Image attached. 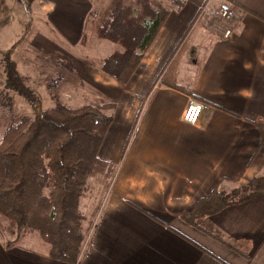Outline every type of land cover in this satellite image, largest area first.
<instances>
[{
  "label": "crops",
  "instance_id": "obj_1",
  "mask_svg": "<svg viewBox=\"0 0 264 264\" xmlns=\"http://www.w3.org/2000/svg\"><path fill=\"white\" fill-rule=\"evenodd\" d=\"M99 1L38 0L31 8L52 20L62 38L34 35L32 69L61 74L62 88L73 86L76 95L114 103L98 151L116 166L114 180L101 193L76 264H264V197L204 217L203 229L180 218L212 189L264 174L252 122L264 119V0H228L238 16L227 38L217 13L222 0H184L180 9L162 2L169 13L126 85L99 66L118 49L97 39L89 24L92 10L109 2ZM12 19L0 0V45ZM84 34L98 57L79 53ZM190 101L204 105L195 124L182 117ZM6 225L0 216V264H69L52 259L39 236H8Z\"/></svg>",
  "mask_w": 264,
  "mask_h": 264
},
{
  "label": "trees",
  "instance_id": "obj_2",
  "mask_svg": "<svg viewBox=\"0 0 264 264\" xmlns=\"http://www.w3.org/2000/svg\"><path fill=\"white\" fill-rule=\"evenodd\" d=\"M170 1L177 9L185 2ZM168 13L159 0H109L103 9L92 10L89 24L95 37L118 46L101 59L100 69L126 85ZM1 57L4 84L0 87V118L9 117V122L0 131V216L8 228L37 232L49 245L52 259L76 264L86 240L80 203L92 191L93 178L102 175L106 181L115 174L116 166L98 156L112 120L107 111L114 103L66 104L57 91L63 76L57 74L46 79L53 105L44 109L36 91L24 82L12 55L5 52ZM10 92L24 98L32 113L16 115ZM252 122L260 135L257 152H264V119ZM136 132L137 123L128 145ZM261 197L264 174L227 190L212 189L180 218L203 229L204 217Z\"/></svg>",
  "mask_w": 264,
  "mask_h": 264
},
{
  "label": "rangeland",
  "instance_id": "obj_3",
  "mask_svg": "<svg viewBox=\"0 0 264 264\" xmlns=\"http://www.w3.org/2000/svg\"><path fill=\"white\" fill-rule=\"evenodd\" d=\"M38 0L33 1L31 4H27L26 0H6L8 6L11 7V10L13 12L14 19H12L8 25L11 27H5L2 30V36H3V44L0 45L1 51H0V87H3L4 79L2 74V57L1 55L5 52H9L10 55H12L13 59L17 62L18 70L21 72V74L24 76V82H26L31 88H33L36 93L39 96L41 107L42 108H48L53 105L52 101L50 100L48 96V92L46 89V79L49 77H53L57 75L55 72H48L46 70L36 68L32 69V58L37 59V52L32 50L30 48L29 43L31 39L34 37V35L38 34L39 32L45 33V35L53 38L57 42L62 43V38L59 36L58 28L51 23L50 20L47 19V21H44V16L39 15L37 13H32L31 8L34 6V3H37ZM161 3L166 2L169 0H159ZM97 2L100 4L101 2L97 0ZM107 4L105 3V6ZM10 29V31H9ZM17 35V42L14 43L13 46H8L11 39L16 38ZM90 43L91 39L88 35H85L82 37L80 44L78 45L80 51L79 53L82 54V56L86 57L87 55L96 58L98 57V53H94L92 50H90ZM108 43V42H106ZM90 50V51H89ZM39 53V50H37ZM102 54V53H101ZM90 64L97 65L98 62L95 59H90ZM3 89V90H2ZM2 91H5L4 88H2ZM60 94V98L63 102L70 106H77L82 103H93V102H99L100 98L95 97L89 94H75L74 87H70L68 85H65L62 88V82L60 83L58 90ZM1 92V91H0ZM66 92V93H65ZM11 95L12 101H13V109H15V114L19 115L22 113H32L31 107L28 105V102L22 98L21 96L14 94ZM9 122V117H3L2 121L0 118V131L3 130L4 127L7 126ZM1 134V132H0ZM102 176V175H101ZM95 178L92 179V182L94 184V191L87 194V196L82 200V213L84 215L85 220L83 221V228L86 230V236L88 237L90 234V229L93 224V220H95V217L98 213V209L100 208V198L102 196V192H104L109 185L113 182V176L110 179H107V184L105 185L106 181L102 176L101 178H98V175ZM104 183V187L100 184ZM100 187H98L99 185ZM102 186V188H101ZM107 186V187H106ZM106 187V188H105ZM234 187V186H232ZM231 187V188H232ZM105 188V189H104ZM98 189V190H96ZM100 189V190H99ZM104 189V190H103ZM103 190V191H102ZM102 193V194H101ZM8 236H12L14 234L15 237H18V239L23 238H37L34 236H39L37 232L27 229H12L8 228V225L5 226Z\"/></svg>",
  "mask_w": 264,
  "mask_h": 264
},
{
  "label": "built area",
  "instance_id": "obj_4",
  "mask_svg": "<svg viewBox=\"0 0 264 264\" xmlns=\"http://www.w3.org/2000/svg\"><path fill=\"white\" fill-rule=\"evenodd\" d=\"M217 13L220 23L222 25H226L223 36L227 38L232 34V28L230 26L236 22L238 9L232 2L228 0H222L218 4ZM203 108L204 105L201 102L190 101L183 111V120L191 124L197 123Z\"/></svg>",
  "mask_w": 264,
  "mask_h": 264
}]
</instances>
